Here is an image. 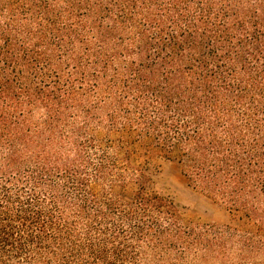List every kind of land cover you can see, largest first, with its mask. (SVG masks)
I'll return each instance as SVG.
<instances>
[{"label": "trees", "instance_id": "obj_1", "mask_svg": "<svg viewBox=\"0 0 264 264\" xmlns=\"http://www.w3.org/2000/svg\"><path fill=\"white\" fill-rule=\"evenodd\" d=\"M66 111L86 150L31 140ZM158 160L233 225L158 194ZM212 256L264 264V0H0V264Z\"/></svg>", "mask_w": 264, "mask_h": 264}, {"label": "rangeland", "instance_id": "obj_2", "mask_svg": "<svg viewBox=\"0 0 264 264\" xmlns=\"http://www.w3.org/2000/svg\"><path fill=\"white\" fill-rule=\"evenodd\" d=\"M65 116H67L65 122L58 128H54L53 131L47 134L44 133L46 136H42L41 133L34 129L31 140L51 146L64 144L59 147L61 150L57 149L56 151H60L61 155L66 156L69 153V150L65 148L68 139L63 143L60 136V132L65 130L67 135L72 136L74 142L86 150L87 135L85 133L74 134V129L77 121L84 123L85 121H90V118L82 114H72L69 111H66ZM75 162L77 160L74 161L72 158V163H74L72 167L77 165ZM151 174L154 180L153 189L158 194L175 201L180 211L194 223L213 225L220 229L228 227L230 224L233 225L232 216L224 207L189 186L187 178L183 175L181 167L176 162L158 160ZM176 252H179V249ZM199 264H221V262L217 257L212 256L208 259H201Z\"/></svg>", "mask_w": 264, "mask_h": 264}]
</instances>
